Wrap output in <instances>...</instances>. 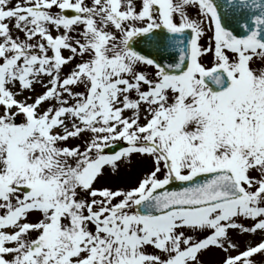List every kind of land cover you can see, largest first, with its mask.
I'll return each instance as SVG.
<instances>
[{"label":"snow or ice","instance_id":"snow-or-ice-1","mask_svg":"<svg viewBox=\"0 0 264 264\" xmlns=\"http://www.w3.org/2000/svg\"><path fill=\"white\" fill-rule=\"evenodd\" d=\"M264 264V0H0V264Z\"/></svg>","mask_w":264,"mask_h":264},{"label":"rangeland","instance_id":"rangeland-1","mask_svg":"<svg viewBox=\"0 0 264 264\" xmlns=\"http://www.w3.org/2000/svg\"><path fill=\"white\" fill-rule=\"evenodd\" d=\"M216 252V255H212V253H205L202 259L205 261V264H215V261L219 259L220 256H222V253H219L217 250H213Z\"/></svg>","mask_w":264,"mask_h":264}]
</instances>
